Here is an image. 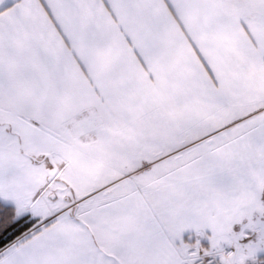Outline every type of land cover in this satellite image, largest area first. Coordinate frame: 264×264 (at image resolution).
Wrapping results in <instances>:
<instances>
[{
	"label": "snow or ice",
	"instance_id": "obj_1",
	"mask_svg": "<svg viewBox=\"0 0 264 264\" xmlns=\"http://www.w3.org/2000/svg\"><path fill=\"white\" fill-rule=\"evenodd\" d=\"M0 264H264V0H0Z\"/></svg>",
	"mask_w": 264,
	"mask_h": 264
}]
</instances>
